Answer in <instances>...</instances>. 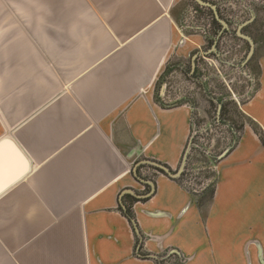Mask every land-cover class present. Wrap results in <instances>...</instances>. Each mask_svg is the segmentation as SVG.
I'll return each mask as SVG.
<instances>
[{"label": "crops", "instance_id": "crops-1", "mask_svg": "<svg viewBox=\"0 0 264 264\" xmlns=\"http://www.w3.org/2000/svg\"><path fill=\"white\" fill-rule=\"evenodd\" d=\"M186 10L0 0V264H264L252 129L214 166L213 195L148 163L177 172L194 132V107L164 82L205 44L183 33ZM261 83L243 111L264 130ZM14 147L31 167L3 189L24 166Z\"/></svg>", "mask_w": 264, "mask_h": 264}, {"label": "rangeland", "instance_id": "rangeland-1", "mask_svg": "<svg viewBox=\"0 0 264 264\" xmlns=\"http://www.w3.org/2000/svg\"><path fill=\"white\" fill-rule=\"evenodd\" d=\"M204 1L217 7L229 29L224 31L216 24L208 8L187 0L181 18L183 33L202 36L205 44L192 54L194 67L189 60L185 70L173 69L176 73L164 80L174 98L185 99L195 109L191 146L179 180L196 191L215 182L216 158L235 148L246 128L264 137L260 125L243 111L255 100L264 79V0ZM240 26H245V34L255 42L249 62L250 45L236 34Z\"/></svg>", "mask_w": 264, "mask_h": 264}, {"label": "water", "instance_id": "water-1", "mask_svg": "<svg viewBox=\"0 0 264 264\" xmlns=\"http://www.w3.org/2000/svg\"><path fill=\"white\" fill-rule=\"evenodd\" d=\"M196 3L202 7H205V8H209L213 11L214 15H215V18L216 20L223 26L224 29L228 28V24L226 23L225 20H223L220 15H219V12L217 10V7L209 2H206L204 0H195ZM243 28V26H240L239 27V30H238V35L241 37V38H244L245 40H247L250 45H251V50H250V53L247 57V61L253 56L254 54V51H255V43L253 41V39L247 35H243L241 33V29ZM3 142H8L7 139L2 141L0 144H3ZM8 144V143H7ZM2 146V145H0ZM191 144L189 145L187 151L189 150ZM0 151H1V147H0ZM14 154L17 155V157H19V159L22 161V163L24 164V166L22 167V169L17 173V175H15L11 180H9V182L4 185L2 188H6L7 186H11L13 184H15L16 182H18L19 180H21L22 178H24L28 172H29V167L24 163V161L22 160V157L20 156V153H22L18 148L14 147ZM230 152V149H227L224 153H222L220 156H219V160L223 159L228 153ZM187 154V152H186ZM24 156V155H23ZM185 160V158H184ZM29 162V161H28ZM150 164H152L153 166H156L157 168L163 170L166 174H168L169 176L173 177V178H176V179H179L181 178L182 176V173L185 171V163L183 161L180 169L177 171V172H172L169 168H167L166 166L162 165V164H159V163H156V162H148Z\"/></svg>", "mask_w": 264, "mask_h": 264}, {"label": "trees", "instance_id": "trees-1", "mask_svg": "<svg viewBox=\"0 0 264 264\" xmlns=\"http://www.w3.org/2000/svg\"><path fill=\"white\" fill-rule=\"evenodd\" d=\"M211 11V10H210ZM215 21V23L216 24H218V22L216 21V20H214ZM221 120H222V118H221ZM256 134L260 137V140H261V142L263 143V145H264V137L263 136H261L257 131H256ZM191 144V143H190ZM237 144V143H236ZM233 149V148H232ZM232 149H230V151H232ZM209 158V157H208ZM219 157H217L216 158V163H218L219 162V159H218ZM167 167V166H166ZM168 168V167H167ZM155 170L157 171V172H159V173H161V174H164V175H168V174H166L163 170H161V169H159V168H155ZM173 172V171H172ZM214 184H215V182L214 183H212V185H210V189H211V195H213V193H214ZM125 198H130V196H125ZM132 200H134V199H132ZM136 201H138V200H135V201H131V202H128V201H126V207H125V209H126V211H125V215L126 216H128L130 219H133L134 218V214H133V211H132V205H133V203L134 202H136ZM122 210V209H121Z\"/></svg>", "mask_w": 264, "mask_h": 264}, {"label": "flooded vegetation", "instance_id": "flooded-vegetation-1", "mask_svg": "<svg viewBox=\"0 0 264 264\" xmlns=\"http://www.w3.org/2000/svg\"><path fill=\"white\" fill-rule=\"evenodd\" d=\"M209 9V8H208ZM209 10H211V9H209ZM212 11V10H211ZM213 12V11H212ZM214 14V13H213ZM214 18H215V15H214ZM215 20H216V18H215ZM217 21V20H216ZM218 22V21H217ZM227 23V22H226ZM218 24H220L219 22H218ZM221 25V24H220ZM247 26V25H246ZM221 27H222V29L224 30V31H227L228 29H229V25H228V28H226V29H224L223 28V26L221 25ZM244 28H245V26L241 29V33H243L244 35H247V34H245V32H244ZM238 30H239V28L237 29V31H236V34H238ZM237 36H239V35H237ZM247 36H249V37H251L250 35H247ZM240 37V36H239ZM252 38V37H251ZM243 40H245L244 38H242ZM253 39V38H252ZM246 42H248L247 40H245ZM254 41V40H253ZM249 43V42H248ZM255 43V42H254ZM249 45H250V43H249ZM214 47L216 46V43H214V45H213ZM250 48H251V45H250ZM254 55V54H253ZM253 57V56H252ZM251 57V58H252ZM250 58V59H251ZM249 59V60H250ZM249 60H248V62H249Z\"/></svg>", "mask_w": 264, "mask_h": 264}, {"label": "snow or ice", "instance_id": "snow-or-ice-1", "mask_svg": "<svg viewBox=\"0 0 264 264\" xmlns=\"http://www.w3.org/2000/svg\"><path fill=\"white\" fill-rule=\"evenodd\" d=\"M20 156L22 157V160L24 161V163L29 167H31L30 163L27 161V158L23 156V153H20Z\"/></svg>", "mask_w": 264, "mask_h": 264}]
</instances>
